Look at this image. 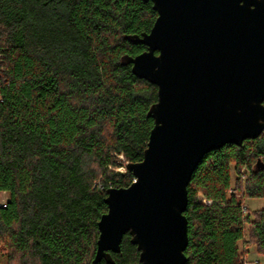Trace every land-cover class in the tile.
Wrapping results in <instances>:
<instances>
[{"label": "trees", "instance_id": "obj_1", "mask_svg": "<svg viewBox=\"0 0 264 264\" xmlns=\"http://www.w3.org/2000/svg\"><path fill=\"white\" fill-rule=\"evenodd\" d=\"M157 17L143 0H0V264L92 263L107 191L134 182L154 127L158 88L125 58ZM245 199L264 201V132L195 170L186 264H246L240 242L264 256V208ZM111 258L141 264L130 235Z\"/></svg>", "mask_w": 264, "mask_h": 264}, {"label": "water", "instance_id": "obj_2", "mask_svg": "<svg viewBox=\"0 0 264 264\" xmlns=\"http://www.w3.org/2000/svg\"><path fill=\"white\" fill-rule=\"evenodd\" d=\"M158 17L130 37L147 50L125 58L158 88L135 180L107 191L91 264L120 253L126 235L141 264H186L188 187L202 159L264 132V0H143Z\"/></svg>", "mask_w": 264, "mask_h": 264}, {"label": "rangeland", "instance_id": "obj_3", "mask_svg": "<svg viewBox=\"0 0 264 264\" xmlns=\"http://www.w3.org/2000/svg\"><path fill=\"white\" fill-rule=\"evenodd\" d=\"M234 186V185H233ZM8 194L5 193H0V202H7L8 201ZM199 198L204 199V195L199 194ZM243 205L248 209V210H260L264 208V201L260 199H245ZM248 233V230H247ZM240 250L243 251L245 250L246 256L244 257V260L246 264H264V256L260 255L256 247L247 243L240 242L239 243Z\"/></svg>", "mask_w": 264, "mask_h": 264}, {"label": "built area", "instance_id": "obj_4", "mask_svg": "<svg viewBox=\"0 0 264 264\" xmlns=\"http://www.w3.org/2000/svg\"><path fill=\"white\" fill-rule=\"evenodd\" d=\"M202 202H204L205 204H209L210 202H208L206 199H201ZM7 202H0V206L6 207Z\"/></svg>", "mask_w": 264, "mask_h": 264}]
</instances>
